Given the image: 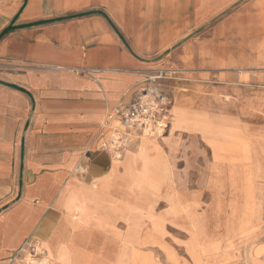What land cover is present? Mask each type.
<instances>
[{"label":"crops","instance_id":"0c3cea01","mask_svg":"<svg viewBox=\"0 0 264 264\" xmlns=\"http://www.w3.org/2000/svg\"><path fill=\"white\" fill-rule=\"evenodd\" d=\"M232 1L0 0V264H24L31 242L53 264H153L139 249L169 252L158 226L167 218L152 216L166 197L174 217V204L187 207L201 238L213 237L199 201L178 195L161 144L137 141L120 158L101 145L108 111L155 68L172 71L160 82L170 125L192 134L178 115L206 60L204 43L189 39ZM149 221L158 224L147 231ZM228 230L224 240L239 237ZM225 244L198 263L187 252L206 264Z\"/></svg>","mask_w":264,"mask_h":264},{"label":"rangeland","instance_id":"374dc122","mask_svg":"<svg viewBox=\"0 0 264 264\" xmlns=\"http://www.w3.org/2000/svg\"><path fill=\"white\" fill-rule=\"evenodd\" d=\"M189 40L204 43L206 60L204 80L189 92L186 109L178 115L192 134L175 132L171 124L163 138L146 140L161 144L163 154L171 158L178 195L199 201L204 232L223 238L219 245L226 243L221 257L205 263L219 264L222 258L231 264H264V0H233ZM228 124L236 126L235 134L214 131ZM207 127L213 130L198 132ZM141 140L145 139L134 142ZM229 145L239 148L243 161H230L225 148ZM216 155L223 161H217ZM248 155L250 159L244 160ZM166 198L157 199L152 216L164 213L167 218L158 226L169 252L156 245L139 250L151 256L153 264H193L188 246L198 263L201 253L195 239L191 234L190 239L179 235ZM252 209L259 214L258 225L244 238L238 224ZM154 223L158 221L148 222L147 231ZM227 229L239 237L224 240Z\"/></svg>","mask_w":264,"mask_h":264},{"label":"built area","instance_id":"2783aa9c","mask_svg":"<svg viewBox=\"0 0 264 264\" xmlns=\"http://www.w3.org/2000/svg\"><path fill=\"white\" fill-rule=\"evenodd\" d=\"M172 71L155 68L149 71L128 104H117L107 113L111 125L108 140L102 149L120 158L135 143V139H161L169 131L171 101L160 86ZM82 167L80 166V169ZM24 264H53L45 249L31 242L24 249Z\"/></svg>","mask_w":264,"mask_h":264},{"label":"bare ground","instance_id":"6f19581e","mask_svg":"<svg viewBox=\"0 0 264 264\" xmlns=\"http://www.w3.org/2000/svg\"><path fill=\"white\" fill-rule=\"evenodd\" d=\"M255 119H258V118H255ZM247 120L249 119L247 118ZM236 129H237L236 126H233V124H228L226 127L222 126V127L216 128V130L214 131L218 133L221 132L222 134L228 136V135H232L233 133L235 134L237 131ZM144 139H150V138L144 137ZM225 148L231 154V159H230L231 162L243 161V159L241 158V155H239L240 154L239 148H235L232 145H229L228 147H225ZM217 156L218 155H216V157ZM250 157L251 155H248L247 157H244V160H249ZM216 159L219 162L223 161L221 158H218V157ZM181 202H182V199H181ZM173 211L174 213H176V217H174L175 222L179 225V227L190 232V234L194 237L195 244L197 245V248L199 249L201 254L214 253L219 250L220 248L219 244L222 243L223 238L211 237V239H208V240H204L203 238H201L200 223L198 220L193 221L187 217V213H186L187 207L176 208V205L174 204ZM253 211L257 213L256 216ZM258 219H259V214L256 209H252V211H247V213H244L243 217L240 219V222L238 224V228L240 232L244 235L243 236L244 238H248L249 235H252L255 232L254 229L258 225V223H256Z\"/></svg>","mask_w":264,"mask_h":264}]
</instances>
